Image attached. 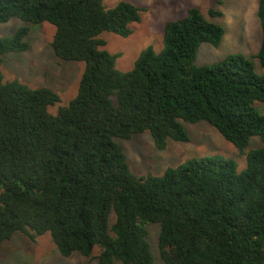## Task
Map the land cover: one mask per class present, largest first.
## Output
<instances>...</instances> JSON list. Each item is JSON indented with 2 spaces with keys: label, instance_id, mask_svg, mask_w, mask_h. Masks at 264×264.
Instances as JSON below:
<instances>
[{
  "label": "trees",
  "instance_id": "16d2710c",
  "mask_svg": "<svg viewBox=\"0 0 264 264\" xmlns=\"http://www.w3.org/2000/svg\"><path fill=\"white\" fill-rule=\"evenodd\" d=\"M141 10L126 0H0V23L49 22L56 55L85 63L77 95L53 114L57 92L2 70L6 53L29 49L30 27L0 36V245L50 232L65 256L98 246L99 264H154L147 225L159 223L164 264H264V72L237 53L198 64L200 45L225 35L198 7L166 23L162 51L148 46L119 70L101 34L129 36ZM258 15L264 69V0ZM201 120L241 152L260 137L245 170L212 155L138 176L117 141L150 131L164 150L190 140L183 122Z\"/></svg>",
  "mask_w": 264,
  "mask_h": 264
},
{
  "label": "rangeland",
  "instance_id": "374dc122",
  "mask_svg": "<svg viewBox=\"0 0 264 264\" xmlns=\"http://www.w3.org/2000/svg\"><path fill=\"white\" fill-rule=\"evenodd\" d=\"M122 0H104L107 8L114 7ZM141 10V20L131 24L132 32L123 37L105 31L101 37L106 40V48L119 54L116 67L129 71L141 51L152 46L157 52L163 50V35L168 21L186 15L190 7H198L212 21L225 28V35L219 46L208 42L200 45L197 55L198 64H211L229 54H243L254 62L257 73L264 72L257 57L261 48L263 33L258 15L259 0H126ZM210 10L219 12L210 14ZM27 25L29 49L23 52H9L4 56L2 70L6 80L18 78L33 88L50 87L60 96V101L49 106L56 114L61 106H66L77 95L85 63L77 60L59 58L52 46L55 25L49 22L34 24L12 17L0 23V36H10L19 27ZM264 113V102H257ZM190 140H170L164 150H159L150 131L135 134L129 139H117L124 149L130 168L138 176L148 174L162 175L170 166H178L189 158L220 155L234 159L238 170L247 168V152L261 147L262 140L253 136L245 152H241L225 139L221 132L205 120L196 123L183 122ZM114 218L111 217V223ZM148 240L154 256V264H164L159 249L161 227L159 223L147 225ZM96 247L91 256L74 252L63 255L54 242L50 232L30 238L22 232L14 235L0 245V264H99ZM114 264H121L116 261Z\"/></svg>",
  "mask_w": 264,
  "mask_h": 264
}]
</instances>
